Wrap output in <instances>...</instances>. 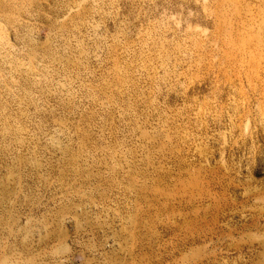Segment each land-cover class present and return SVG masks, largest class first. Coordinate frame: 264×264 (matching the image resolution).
<instances>
[{
	"label": "rangeland",
	"instance_id": "obj_1",
	"mask_svg": "<svg viewBox=\"0 0 264 264\" xmlns=\"http://www.w3.org/2000/svg\"><path fill=\"white\" fill-rule=\"evenodd\" d=\"M0 264H264V0H0Z\"/></svg>",
	"mask_w": 264,
	"mask_h": 264
}]
</instances>
